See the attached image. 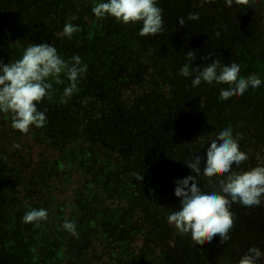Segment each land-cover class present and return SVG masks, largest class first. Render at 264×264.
Returning <instances> with one entry per match:
<instances>
[{"label":"trees","instance_id":"16d2710c","mask_svg":"<svg viewBox=\"0 0 264 264\" xmlns=\"http://www.w3.org/2000/svg\"><path fill=\"white\" fill-rule=\"evenodd\" d=\"M97 2L0 0V61L46 42L87 65L70 99L62 100L66 79L51 81V100L38 105L45 126L21 133L11 126V113H0V264H100L107 257V264H151L147 253L163 264V243L184 255L179 264H238L250 246L264 251V202L233 203L234 223L223 243L216 235L195 244L167 222L179 207L174 182L195 175L185 163L199 155L204 166L201 139L231 126L245 149L264 134V83L222 99L226 84L192 87L191 78L180 75L192 51L193 67L212 59L239 62L241 75L264 80V0H234L231 7L224 0H159L164 29L155 36H140V23L97 18ZM197 13L198 20L187 19ZM68 22L79 27L71 38L60 35ZM141 85L145 91L138 94L134 87ZM129 87L128 103L118 100L120 89ZM255 162L248 157L235 171ZM222 178L196 177L202 190ZM29 206L47 209V220L24 223ZM81 216L88 218L83 227ZM66 221L76 224L78 235L63 229Z\"/></svg>","mask_w":264,"mask_h":264},{"label":"clouds","instance_id":"9594fccd","mask_svg":"<svg viewBox=\"0 0 264 264\" xmlns=\"http://www.w3.org/2000/svg\"><path fill=\"white\" fill-rule=\"evenodd\" d=\"M234 0H224L225 6L231 7ZM159 0H99L92 8L97 18L112 17L122 24L140 23V36H155L164 29L163 9L158 7ZM235 3H247V0H235ZM73 20L76 17H72ZM188 20L199 19V14H189ZM185 18L178 19L183 26ZM79 31L78 25L65 23L60 35L71 38ZM211 56V54H209ZM187 63L180 68V75L191 78V86L198 87L202 82L212 85L226 84L221 88L220 97L227 99L232 95H243L250 87L258 88L264 80L255 74L247 77L241 75L239 62L222 64L212 59L203 67H193L191 61L197 59L192 51L186 52ZM87 72V65L79 55L69 59L61 56L49 43L28 44L22 55L11 62L0 61V113H11V126L21 133H27L30 126H45L47 116L38 108L44 99L52 98V82L63 84V77L68 81L63 88L62 100L70 99L77 90V85ZM239 134L235 137L231 126L222 127L210 140L201 139L200 147L207 145L204 166L202 158L195 155L185 165L195 175L177 179L173 190L179 198V207L167 216V222L183 236L190 234L195 244L211 242L218 235L220 242L230 239L229 232L234 219L231 212L233 203L243 206H258L264 202V165H257L249 170L235 171V167L248 159L247 153L240 150ZM13 147L19 148L18 144ZM209 178L222 176L217 187L202 190L196 177ZM138 181L143 175H137ZM45 208H33L24 214V223L39 224L47 220ZM69 234L76 236V224L66 221L62 224ZM264 258V251L257 246H250L240 257L238 264H258Z\"/></svg>","mask_w":264,"mask_h":264},{"label":"rangeland","instance_id":"374dc122","mask_svg":"<svg viewBox=\"0 0 264 264\" xmlns=\"http://www.w3.org/2000/svg\"><path fill=\"white\" fill-rule=\"evenodd\" d=\"M264 10V9H263ZM262 17H263V22H264V11L262 13ZM232 30V29H231ZM131 87L129 88H121L120 89V93L118 94L120 98H118V100H123L125 99L124 96H127L128 93H130L131 91ZM135 91L139 94V93H142L143 91H145V86L144 85H141L140 87H137L135 86L134 87ZM135 96V95H134ZM138 96H141V95H138ZM130 100V99H129ZM127 99H125L126 103H128ZM120 121H127V119H123L121 118ZM2 122L5 123L7 125V115L6 114H3V117H2ZM10 124V122H9ZM259 138H255L254 139V142L252 143H248L246 144L245 146V149H243L242 147H240V150L247 153L248 157H253L254 159H256V162L255 164H248L249 165V168H253V167H256L257 165H263L264 164V134L260 136H258ZM248 160V159H247ZM243 163V162H242ZM241 163V164H242ZM258 163V164H256ZM240 164V165H241ZM239 165V166H240ZM237 167H235L234 165V168L233 170H235ZM77 178V177H74V179ZM65 205L69 204V201H65L64 203ZM90 216V215H89ZM87 217V216H86ZM84 216H81V218H83V220L80 222V224H78L79 226H85V221L88 219ZM234 243L229 247V250L230 252L233 250L234 248ZM171 248H174V246L172 245H168V244H165L163 243V245L161 246L160 250L159 251H162L164 250L165 252V260H164V263L163 264H171V259H174V257H178V258H175L174 261H176L177 264H179L178 262H180L182 259H184V255H182L181 253L179 254L178 256V253L176 250H171ZM175 249V248H174ZM156 252V253H159ZM54 256V255H53ZM52 256V257H53ZM56 256V255H55ZM54 256V258H55ZM153 257H156V255H153V254H148L147 253V258L150 260V263L151 264H155V261L153 260ZM180 258V259H179ZM56 259V258H55ZM54 259V260H55ZM177 259V260H176ZM70 260V259H69ZM111 257H107V258H104L103 261L100 262V264H107L109 261H111ZM111 263V262H110ZM157 264V263H156Z\"/></svg>","mask_w":264,"mask_h":264}]
</instances>
